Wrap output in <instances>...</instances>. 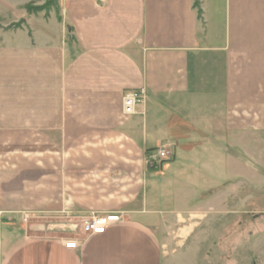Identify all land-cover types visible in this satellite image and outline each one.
Instances as JSON below:
<instances>
[{
  "label": "crops",
  "instance_id": "crops-1",
  "mask_svg": "<svg viewBox=\"0 0 264 264\" xmlns=\"http://www.w3.org/2000/svg\"><path fill=\"white\" fill-rule=\"evenodd\" d=\"M41 1L0 0L21 25L0 36V264H162L222 189L264 174V0L26 12ZM100 213L122 221L83 236Z\"/></svg>",
  "mask_w": 264,
  "mask_h": 264
},
{
  "label": "rangeland",
  "instance_id": "rangeland-1",
  "mask_svg": "<svg viewBox=\"0 0 264 264\" xmlns=\"http://www.w3.org/2000/svg\"><path fill=\"white\" fill-rule=\"evenodd\" d=\"M54 9L50 8L51 14ZM0 15L5 18H0V36L21 28L8 23L6 14ZM241 180L222 189L211 210L214 215L197 221L199 225L189 236L177 239L162 264H264V174L254 172L251 182Z\"/></svg>",
  "mask_w": 264,
  "mask_h": 264
},
{
  "label": "built area",
  "instance_id": "built-area-1",
  "mask_svg": "<svg viewBox=\"0 0 264 264\" xmlns=\"http://www.w3.org/2000/svg\"><path fill=\"white\" fill-rule=\"evenodd\" d=\"M144 95L145 91L143 88L126 92L122 98V113L125 116H132L135 114V109L137 105L143 101ZM167 156L168 152L161 148L146 155V164L149 168L158 167ZM121 221L122 216L120 213L91 214L80 222V231L85 237L101 235L105 233L107 228ZM63 246L66 249L75 250L79 246V243L70 239L64 242Z\"/></svg>",
  "mask_w": 264,
  "mask_h": 264
},
{
  "label": "trees",
  "instance_id": "trees-1",
  "mask_svg": "<svg viewBox=\"0 0 264 264\" xmlns=\"http://www.w3.org/2000/svg\"><path fill=\"white\" fill-rule=\"evenodd\" d=\"M44 4L42 6H32L27 5L26 6V12L28 14L36 13L41 10H49L52 6H54V0H44ZM193 7L196 9L197 17L200 18L201 16V10L199 5V0H193Z\"/></svg>",
  "mask_w": 264,
  "mask_h": 264
}]
</instances>
